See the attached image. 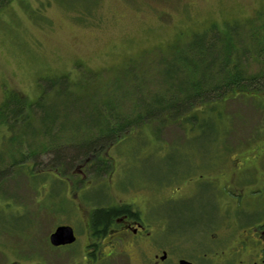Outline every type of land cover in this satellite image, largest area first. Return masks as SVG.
Returning a JSON list of instances; mask_svg holds the SVG:
<instances>
[{"label": "rangeland", "instance_id": "1", "mask_svg": "<svg viewBox=\"0 0 264 264\" xmlns=\"http://www.w3.org/2000/svg\"><path fill=\"white\" fill-rule=\"evenodd\" d=\"M213 26L229 33L222 48L243 44L240 60L247 72L264 68V53L254 55L264 40V0H0V105L10 92L30 101L39 96L43 110L37 114L45 117L43 121L36 115L13 142L10 132L0 128V151L12 152L20 142L29 152L39 148L49 138L39 134L40 124L48 120L55 121L52 132L59 130L61 142L74 140L71 145L57 143L53 154L70 152L74 144L96 137L104 142V135L90 134L101 109H106V118L112 107L133 117L138 101L133 104L132 80L144 75L142 91L159 92L160 85L169 82L165 73L170 69L161 56L168 58L193 33ZM235 98L197 106L186 115H195L198 123L208 117L199 131L193 120H185L184 126L164 127L160 139L149 126L140 134L124 132L119 142L99 153L110 165L101 173L86 170L94 161L87 158L60 179L53 177L54 169L46 176L41 166L50 158L47 153L37 157L38 168L29 160L34 175L30 169L11 170L0 181V264H89L84 248L91 211L134 200L154 188L164 189L163 200L174 168L181 166L176 162L184 169L189 160L211 159L223 151L237 163L246 159V168L254 166L257 177L264 178V93ZM191 168L200 167L192 163ZM254 196L252 216L243 217L241 224L226 222L220 229L228 247L243 231L248 233L250 225L264 221V179L257 181ZM161 210L171 214L169 207ZM170 224L189 227L177 220ZM59 225L74 229L73 244H49V235ZM245 254L241 259L251 264L252 255ZM100 264L126 261L117 256Z\"/></svg>", "mask_w": 264, "mask_h": 264}, {"label": "flooded vegetation", "instance_id": "2", "mask_svg": "<svg viewBox=\"0 0 264 264\" xmlns=\"http://www.w3.org/2000/svg\"><path fill=\"white\" fill-rule=\"evenodd\" d=\"M192 160L184 169L176 162L181 166L174 168L163 200L164 189L154 188L153 193L148 191L134 200L101 206L115 213L96 230L89 215L84 248L87 263L122 256L126 264H246L241 256L247 253L252 255L249 263L264 264V221L250 225L249 232L243 231L230 247L220 231L226 222L241 224L243 217L253 215L256 183L264 178L257 177L254 166L246 168V159L237 163L223 151L211 159ZM192 163L200 168H191ZM161 205L169 207L171 214L162 213ZM171 220L189 227H172ZM201 223L206 224L198 225Z\"/></svg>", "mask_w": 264, "mask_h": 264}, {"label": "trees", "instance_id": "3", "mask_svg": "<svg viewBox=\"0 0 264 264\" xmlns=\"http://www.w3.org/2000/svg\"><path fill=\"white\" fill-rule=\"evenodd\" d=\"M228 35L229 33L224 34L216 31L213 26L201 32L193 33L182 46H175L173 51L169 53L170 55H167L168 58L161 56L160 61L164 60L161 63L163 62L170 69L165 73L167 78H169V82L165 85H160L161 89L159 92L145 93L142 91L143 88H140L139 84L147 80H145L144 75L138 74V78L136 77L132 80V89H130L131 92H136L135 99H133V104L138 101L137 107L133 106V109L137 111L136 114L130 117V115H125L123 110L116 112L115 108L112 107L108 109L106 116L109 114V117L106 118L104 117L106 109H101L99 122L90 128L91 137H96V134L104 135L106 137L104 142H97L99 138L96 137L95 141L81 142L78 146L74 144L75 148L70 152L62 151V153L53 154V148L58 146V144L71 145L73 143L70 142L74 140L61 142L63 137L58 135L59 130H57L56 134L52 132L53 128H55L53 126L55 121L42 122L40 124L42 132L40 133L39 129V134L49 138H47L46 143L41 142L39 148L36 147L37 149H32L29 152L28 145L20 142L16 145L14 144L12 152H6L5 154L4 152L2 153L3 150L0 151V167L2 163H7L5 168H0V181L7 178L9 176L8 173L13 169L16 171L18 169H30L32 166L29 164V160L33 161V169L40 167L36 160L39 154L43 153H47L50 156L46 164L41 166V171L46 176L53 174L48 171L50 169L57 171L53 174V177L66 176V173L76 163L81 164L87 158H94V161L86 170L101 173L107 170L110 165L98 156L99 153L111 143L119 142L124 132L139 131L149 126L153 137L160 139L164 127L166 128L172 124L184 126L183 122H186L185 120H193L191 124L199 131L201 125L208 120V117L201 118L199 123L195 119V115L186 118V115L195 110L197 106H202L206 103H225L237 96L252 97L255 92L264 93V68L255 73L247 72L241 66L240 60L245 50V47H242L243 44L240 47L231 44L224 48L220 45L222 40L230 38ZM263 53L264 40L258 43L257 48L254 50V55L260 54L262 56ZM61 77L65 78L64 75ZM148 79L150 80V78ZM43 95L44 93H42ZM40 103L39 96L35 101H30L27 98H21L20 94L16 92H10L4 99L0 105V128L7 129L10 132L12 137L9 138V142H13L14 136H21L18 134L19 130L28 126L29 121L36 119V115L44 121V115L37 114L43 110ZM217 116H220L218 111ZM140 133L139 131L138 134ZM187 133H189L188 130L185 131L186 136ZM21 146L24 150H22ZM15 153L19 156L14 157ZM46 167L48 168L46 169L47 172L44 171ZM34 173L31 170V174L34 175ZM114 213L115 211H107L103 207L93 209L90 214L92 228L96 230L100 225H104L107 218L114 215ZM95 235L96 238L100 236L97 232Z\"/></svg>", "mask_w": 264, "mask_h": 264}, {"label": "water", "instance_id": "4", "mask_svg": "<svg viewBox=\"0 0 264 264\" xmlns=\"http://www.w3.org/2000/svg\"><path fill=\"white\" fill-rule=\"evenodd\" d=\"M48 239L52 247H60L73 244L76 237L71 226L59 225L51 232Z\"/></svg>", "mask_w": 264, "mask_h": 264}]
</instances>
